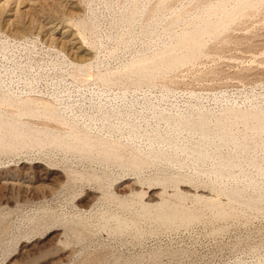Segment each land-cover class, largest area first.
Returning a JSON list of instances; mask_svg holds the SVG:
<instances>
[{"label": "rangeland", "instance_id": "rangeland-1", "mask_svg": "<svg viewBox=\"0 0 264 264\" xmlns=\"http://www.w3.org/2000/svg\"><path fill=\"white\" fill-rule=\"evenodd\" d=\"M0 264H264V0H0Z\"/></svg>", "mask_w": 264, "mask_h": 264}, {"label": "bare ground", "instance_id": "bare-ground-1", "mask_svg": "<svg viewBox=\"0 0 264 264\" xmlns=\"http://www.w3.org/2000/svg\"><path fill=\"white\" fill-rule=\"evenodd\" d=\"M41 2H42V1H41ZM25 17H26V16H25ZM28 17H29V16H28ZM73 36H75V35H73ZM76 39H77V38H76ZM62 41H63V40H62ZM72 41H74V40H72ZM72 41H71V42H72ZM69 46H70V45H69ZM77 47H78V46H77ZM69 51H70V50H69ZM71 51H72V50H71ZM74 51H75V50H74ZM75 52H76V51H75ZM76 53H77V52H76ZM76 53H75V54H76ZM87 54H88V53H87ZM71 55H72V54H71ZM74 56H75V55H74ZM77 56H78V55H77Z\"/></svg>", "mask_w": 264, "mask_h": 264}]
</instances>
